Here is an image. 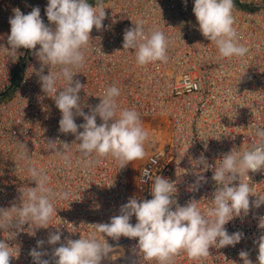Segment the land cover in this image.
Masks as SVG:
<instances>
[{
  "label": "built area",
  "instance_id": "2783aa9c",
  "mask_svg": "<svg viewBox=\"0 0 264 264\" xmlns=\"http://www.w3.org/2000/svg\"><path fill=\"white\" fill-rule=\"evenodd\" d=\"M21 1L24 2L0 0V120L7 118L12 122V125L0 123V126L12 128V131L18 130L26 146H32V140L25 127H28L34 141L39 142L40 136L39 162L36 167L47 172L50 178L49 187L55 191H66L69 196L55 202L57 213L61 215L55 220L51 219L48 228H36V225L31 227L28 224L23 225L22 230L16 227L0 229V241H6L12 248L14 257L10 258V264H35L30 255L32 249L46 252L47 255L42 258L54 261V248L65 244L68 239L89 237L95 233L92 225L110 223L111 217L120 215L121 206L129 198L152 199L151 184L157 175L176 182L177 193L173 198L181 206L190 200H196L200 202L202 211L211 207L216 190L212 169L216 163L219 164L218 160L233 149L242 152L260 143L255 129L264 127V0H234V27L240 36V43L249 49L245 57L237 60L221 57L215 44L198 30L199 25L193 12L194 0H187L186 5L184 0H159L162 9L154 7L150 0H103L106 11L104 27L99 31L93 28L86 52V63L76 71L74 80H79L85 86L79 93L81 99L85 93L89 94L90 100L94 99L90 90L93 88L92 94H95L103 87L97 92L99 104L100 97L106 95L107 88L114 85L123 90L118 97L120 108L135 109L140 113L143 127L148 132L145 145L150 143L153 149L138 167L134 178L131 176V163L121 169L118 162L110 157L99 159L89 168L83 167L78 151L79 141L75 136L60 132L59 124L48 125L50 116L57 113L62 118V114L56 107L54 97H48L41 89L37 91L36 87L41 83L31 73L41 67V62L35 56V50L21 48L15 58L6 50H10L9 19L13 17V10L19 7ZM89 2L95 5V0ZM40 5H43L40 9L44 13L41 15L42 20L46 25L52 26L46 15L48 0H31L28 5L18 9L24 8L29 12L30 8L32 11L34 7L40 8ZM163 10L165 11L161 12ZM164 14L171 17L173 22L170 25L163 23ZM138 21L143 22L146 33L158 29L169 38L171 47L168 48L167 63L154 62L139 66L134 50L123 48L125 29L135 27ZM251 42H254L253 47H249ZM175 45L187 51L181 60L178 58L181 53L175 51ZM39 47L37 45L36 50ZM158 63H163V66L156 68ZM92 65L97 67L98 72ZM137 74H142L143 77ZM29 76L34 81L33 86L28 83ZM145 78L148 85L156 86L164 79L163 85L159 84L156 93L148 96L151 91L145 89L141 92L143 87L140 82L144 85L142 79ZM62 84L66 83L60 81L57 85L58 91L66 86ZM171 91H176V96L181 97L180 103L174 104L175 98L170 95ZM32 92L35 96L31 97V103L43 107L44 111L23 113L22 119L18 121L13 118V109L18 111L17 104L25 103L23 94ZM158 94L166 95L165 99L159 101V106ZM125 96L131 99L130 103L124 102ZM170 96V104L174 110L161 109L169 103ZM86 105L83 102V108ZM24 108L25 105L22 109ZM91 108L92 106L89 107ZM85 114L88 113L85 111ZM33 116L39 121L34 130ZM97 118L99 125L102 121ZM147 120L159 124L149 127L150 122ZM75 122L77 125L85 123L83 117L79 116ZM55 131L58 135L53 142L58 143V150H62L59 147L62 148L63 143L72 145L70 168L65 167L60 158L46 146L55 137ZM202 155L212 165L207 171H203L202 165L195 166L193 163ZM27 157L31 164L34 157L30 154ZM98 164L101 167L95 166ZM145 170L148 171V176L144 175ZM198 175H203L207 182H201L195 188L193 186ZM248 175L244 179L252 187L253 193L264 196V170L250 172ZM238 183L239 180L234 181L233 186H238ZM9 184L6 180L0 183V209L9 210L22 204L20 189L9 187ZM30 187H36L34 181ZM256 196L249 197L250 211L247 216L242 214L225 225L229 234L238 231L244 234L240 243L235 247H210V255L198 260L181 252L175 256L173 264H243L239 256L242 250L249 253L252 264H259V248L256 242L264 235V229L259 228L260 221L264 218V204L259 208L252 206L258 199ZM130 222L135 225L136 217L133 216ZM56 231L61 233V241L50 245L49 234ZM27 235L28 238H22ZM95 235L98 239L102 238L100 233ZM105 239L114 249L111 254L120 256L119 251L128 249L127 254L133 264H155L154 261H144L142 254L141 257L137 255L138 239L121 237L117 241L107 236ZM37 241H44L42 247H37ZM24 254H29L26 259Z\"/></svg>",
  "mask_w": 264,
  "mask_h": 264
},
{
  "label": "clouds",
  "instance_id": "9594fccd",
  "mask_svg": "<svg viewBox=\"0 0 264 264\" xmlns=\"http://www.w3.org/2000/svg\"><path fill=\"white\" fill-rule=\"evenodd\" d=\"M184 2L186 5L187 0ZM234 9V0H194L193 12L198 30L215 44L219 55L227 59L243 58L249 52L240 43V36L234 27ZM13 11L14 15L9 19L10 50H6L13 58L18 56L21 48L35 50L34 54L41 62L37 73L41 90L48 97H54L56 107L62 114L60 132L73 134L79 141L82 166L89 168L99 159L110 157L123 169L133 161L142 160L146 155L148 132L143 127L140 113L135 109L120 108L118 97L121 93L113 85L107 88L106 95L100 97V103L90 109V114H85L79 95L85 86L79 80H74L76 71L86 63L93 28L99 31L104 27L106 11L103 0H95L94 6L89 0H48L46 15L52 26L41 19L39 7H34L26 15L18 8ZM123 40V48L134 50L139 66L168 61L169 38L158 29L146 33L142 21H138L135 27L125 29ZM37 45L40 46L38 50ZM45 67L49 68L47 75L44 74ZM60 81L66 83L62 91L57 89ZM77 116L83 117L85 123L77 125ZM97 117L102 121L99 125ZM255 135L260 141L258 146L242 152L233 149L224 154L212 169L216 190L211 200L212 206L206 211L201 210L200 202L196 200L181 206L173 198L177 193L176 182L157 175L151 184L152 199L129 198L121 206L120 215L111 217L110 223L92 225L95 233L102 234L100 239L93 233L78 240L68 239L65 244L54 248L55 264H102L114 250L105 236L117 241L121 237L138 239L137 255L141 257L142 254L144 261H154L155 264H173L175 256L181 252L198 260L210 255V247H235L244 234L239 231L229 234L225 225L235 217L248 215L249 197L256 195L244 178L249 177L250 172L264 170V127H257ZM47 145L65 167H72V145L63 143L62 150L57 149V142L49 141ZM21 157L28 159L24 152H21ZM193 163L195 166L202 165L203 171L212 168L203 155ZM27 171L36 187L20 189L21 206L0 209V229L16 227L22 230L25 224L48 228L51 219L57 215L55 202L69 196L66 191H55L49 187L50 178L44 169L30 165ZM148 174L145 170L144 175ZM237 180L238 186H233ZM201 182L206 183V178L198 175L193 187L198 188ZM256 197L258 199L252 206L259 208L264 204V196ZM133 216L137 220L135 225L130 222ZM259 228L264 229V218ZM60 241L59 231L49 234L50 245ZM256 243L259 248L258 262L264 264V235ZM43 244L44 241H37L38 248ZM30 255L35 264H49L48 260L42 258L47 255L46 252L32 249ZM239 256L243 264H252L247 251L242 250ZM11 257L14 256L9 243L0 241V264H10Z\"/></svg>",
  "mask_w": 264,
  "mask_h": 264
},
{
  "label": "bare ground",
  "instance_id": "6f19581e",
  "mask_svg": "<svg viewBox=\"0 0 264 264\" xmlns=\"http://www.w3.org/2000/svg\"><path fill=\"white\" fill-rule=\"evenodd\" d=\"M29 1H31V0H24V2L21 1L19 3V7H17V8H21V7L25 6V5H28ZM150 1L154 5V7L162 9L161 4L159 3V0H156V2H154L153 0H150ZM250 4H254V2H250ZM42 7H43V5H40V9ZM4 11L8 12L6 9H4ZM20 11L23 14L26 15V14L30 13L31 8L29 9V12H27L24 8L20 9ZM164 11L165 10H163L161 12H164ZM8 13H10V12H8ZM40 14L43 15L44 13L42 11H40ZM162 21H163V23L169 24V25L173 22L171 17L169 15H166V14L163 15ZM105 24H108V23H105ZM253 46H254V42H251L249 44V47H253ZM169 47H171V45ZM175 47H177V45H175ZM175 51H179L181 53V54L178 55L179 60L184 58V56H185V54L187 52V51H183L179 46L176 48ZM231 59L232 60H237V58H231ZM256 62H258V61H253V63H256ZM162 66H163V63H158L156 68H161ZM92 67H93V69H95L96 72H98V69H97V67L95 65H92ZM40 68H37V69L33 70V72L31 73V75L37 76L38 80H39V76L37 75V73H38ZM248 68H249V66H247L246 70H248ZM217 72H218V69H217ZM46 73H49V70H47V68L45 67L44 68V74H46ZM137 76L143 77L142 74L141 75L137 74ZM249 76L252 77V74H249ZM27 78L29 80L28 83H30L31 85L34 84L33 83L34 81L31 79L30 76L27 77ZM243 78H245V77H243ZM163 80L164 79H161L160 82H159V84L161 86L163 85V83H162ZM142 81H143L144 85L142 84V82H140V84L143 87L141 92H143V90H145V89L149 90V91H151L148 94V96H149L150 94L155 92V90L157 91V89H158L157 86L159 84L157 86L154 85V84L148 85L149 82H148V80L146 78L144 80L142 79ZM245 81H246V83H248L247 80H245ZM62 85H66V84H62ZM93 86L95 87L96 85L93 84ZM36 88H37V91H40L41 84L38 87H36ZM102 88L103 87H100L99 91H97V92H100L102 90ZM120 91H123V90H120ZM93 92H94V90L92 88L90 90V95L92 97H94V99L90 100L88 93H85V96L81 99V101H82L81 103L82 104H83V102H84V104H87L86 105L87 107L83 108V111L84 112L86 111L88 114H90L89 107L92 106V108H95V106L98 105L99 96H98L97 92L95 94H92ZM176 94H177L176 91H173V92L171 91V93H170V95L175 98V103L174 104L180 103V98L181 97H177ZM33 96H35L34 92H32L31 94H29V93L23 94V100L25 101V103L17 104V107L19 108V110L16 111L15 109H13L15 111V114H14L13 118H16L19 121V120L22 119L23 113H30L31 111L40 113L41 111H44L43 107L36 106V105H33L31 103V97H33ZM171 96H170V98H168L169 103L165 104V107H162L161 109L174 110L173 105L171 106V104H170V99L172 98ZM157 98H158V106H159V101L162 100V99H165L166 95L158 94ZM130 101H131V99H128L126 96L124 97V102L126 104L130 103ZM24 105H25V108L22 109ZM77 118H78V116H77ZM32 119L34 121V125H33V130H34L35 127L37 128V125H38L39 121H38V119L36 121L34 116H33ZM60 119H61V116H59L56 113L55 115L50 116V118L48 119V125L49 126H53L54 124H59ZM97 120H98V118H97ZM147 121H149V120H147ZM0 123L11 124L12 125L11 120L7 119V118H1ZM161 125H163V124L161 123ZM25 128H26V132H27L29 138H31V140H32L31 141L32 142V146H29V145L26 146L25 145V143L22 141V139L19 136L18 130L12 131L11 130L12 128H8V127H5V126H0V174H1L0 183L1 182L4 183V181L6 180V181L10 182L9 187L15 186L18 189H21V188H23L25 186H27V187L32 186V181L30 180L31 178H30V175H29V173L27 171V168L30 165L36 167V164L39 162V159H36V156L34 155V153L32 151L30 152V150L28 148H36L39 145V143H40V136L38 137L39 138V142L34 141V139L31 137V133H30L28 127H25ZM57 135H58V133H57V131H55V137H52L51 141H55V138L57 137ZM17 145H20V146L21 145H25L26 147L22 148V147H18ZM58 147H59V145H58ZM59 149H62V148L59 147ZM21 152L26 153V155L27 154L32 155L34 157V161L31 164H29V159L22 158L21 157ZM95 166H100L101 167L100 164L95 165ZM114 166H116V165L114 164ZM192 194H195V192H192ZM65 216L67 217V213H66ZM27 225L28 224H25V226H27ZM28 237L29 236L27 235V236L22 237V238L26 239ZM119 253L127 254V253H129V250L128 249H124V250L119 251ZM28 255L29 254H24V259H26V257ZM43 259L48 260L49 264H55V260L54 261L51 260V259L49 260V258L48 259L47 258H43Z\"/></svg>",
  "mask_w": 264,
  "mask_h": 264
},
{
  "label": "rangeland",
  "instance_id": "374dc122",
  "mask_svg": "<svg viewBox=\"0 0 264 264\" xmlns=\"http://www.w3.org/2000/svg\"><path fill=\"white\" fill-rule=\"evenodd\" d=\"M148 122H150L149 123L150 125H148L149 127H151V125H153V124L156 127L159 124V122L154 123V121H148ZM40 144L41 143H39V145L36 148H28L30 150V152L32 151L34 153V155L36 156V159H39L38 150L40 148ZM44 144H46V143L44 142ZM17 146L21 147L20 145H17ZM46 146H47V144H46ZM152 149H153L152 144L150 145V143H149V144L145 145V151H146L145 157L142 160H136V161L131 162V166H132L131 176L133 178L136 176L138 167L141 165V163L144 160H146L147 154H149V152L152 151ZM132 181H134V179ZM59 215H61V213H57V215L55 217H53L52 220L57 219L58 218L57 216H59ZM119 254H120V256L111 254L109 258L102 261V264H133V261L130 258V256L125 255L123 253H119Z\"/></svg>",
  "mask_w": 264,
  "mask_h": 264
}]
</instances>
